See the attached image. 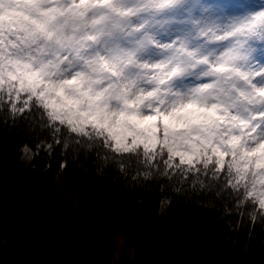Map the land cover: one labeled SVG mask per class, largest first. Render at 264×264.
I'll list each match as a JSON object with an SVG mask.
<instances>
[{"label": "snow or ice", "instance_id": "snow-or-ice-1", "mask_svg": "<svg viewBox=\"0 0 264 264\" xmlns=\"http://www.w3.org/2000/svg\"><path fill=\"white\" fill-rule=\"evenodd\" d=\"M0 117L264 225V0H0Z\"/></svg>", "mask_w": 264, "mask_h": 264}, {"label": "trees", "instance_id": "trees-1", "mask_svg": "<svg viewBox=\"0 0 264 264\" xmlns=\"http://www.w3.org/2000/svg\"><path fill=\"white\" fill-rule=\"evenodd\" d=\"M28 140L0 117L4 264H264V225L225 219L214 197L168 199L83 155L61 168L59 150L29 161Z\"/></svg>", "mask_w": 264, "mask_h": 264}, {"label": "rangeland", "instance_id": "rangeland-1", "mask_svg": "<svg viewBox=\"0 0 264 264\" xmlns=\"http://www.w3.org/2000/svg\"><path fill=\"white\" fill-rule=\"evenodd\" d=\"M1 253H2V247L0 245V264H4V261L2 260V257H1Z\"/></svg>", "mask_w": 264, "mask_h": 264}]
</instances>
